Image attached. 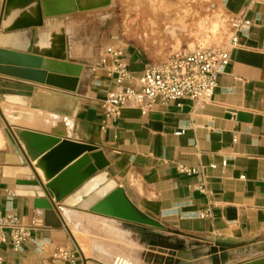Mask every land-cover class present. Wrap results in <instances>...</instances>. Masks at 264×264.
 I'll return each instance as SVG.
<instances>
[{"label":"crops","instance_id":"1","mask_svg":"<svg viewBox=\"0 0 264 264\" xmlns=\"http://www.w3.org/2000/svg\"><path fill=\"white\" fill-rule=\"evenodd\" d=\"M5 2L0 0V23ZM89 2L75 1L76 10L63 15L66 63L81 67L73 92L3 75L0 83L79 99L69 140L99 148L111 179L139 211L162 228L136 224L137 240L127 230L117 234L111 230L121 244L137 249L142 245L141 254L148 253L142 260L141 254L116 255L105 249L92 248L89 253L80 240V222L85 216L116 219L55 204L62 225L44 226L43 211L34 208V199L44 194L18 186L34 179L35 172L11 131L28 128L9 124L0 108V213L14 209L26 225L42 222L19 251L0 245L1 264H68L52 255L57 249L77 254L69 232L79 236L86 256L102 264H116L119 257L137 264L140 259L146 264H245L264 258V0L211 1V9H220L225 20L246 12L251 27L237 34L238 46L231 51L230 63L209 102L181 98L164 106L157 101L146 115L127 105L105 128L100 103L115 88L114 78L100 64L105 48L121 50L132 84L145 66L178 53L160 40L172 38L163 21H156V29L147 21H136V27L128 23L124 29L122 21L114 22L108 15L107 5H83ZM40 42L46 46L51 40ZM27 47L7 51L39 60V69L45 61H56L33 56ZM187 52L191 51L180 53ZM110 65L107 61L106 67ZM21 66L32 67L27 62ZM178 165H203L210 195L198 193L197 179L180 174ZM207 207L209 216L201 218ZM75 264L90 263L76 257Z\"/></svg>","mask_w":264,"mask_h":264},{"label":"water","instance_id":"2","mask_svg":"<svg viewBox=\"0 0 264 264\" xmlns=\"http://www.w3.org/2000/svg\"><path fill=\"white\" fill-rule=\"evenodd\" d=\"M45 1L6 0L0 23V75L73 92L81 67L66 63L63 15L77 7L75 4L70 10L48 11ZM44 38H49L50 44L41 45L40 40ZM25 44L27 52L33 56L56 61H45L39 69V60L7 51L19 50ZM24 62L31 64V69L21 66ZM0 85L4 87L0 88V108L6 121L28 128L11 131L35 172L34 179L21 181L18 186L44 194L34 199V208L43 211L44 226L58 228L62 225L55 207L61 204L111 219L162 228L160 223L139 211L111 179L104 170L107 163L102 160L99 148L69 140L79 99L22 86ZM4 103L49 114L33 113ZM245 264H264V258Z\"/></svg>","mask_w":264,"mask_h":264},{"label":"built area","instance_id":"3","mask_svg":"<svg viewBox=\"0 0 264 264\" xmlns=\"http://www.w3.org/2000/svg\"><path fill=\"white\" fill-rule=\"evenodd\" d=\"M227 24L229 38L225 45L197 48L191 52L172 55L162 62L149 64L140 72L135 84H132L133 78L121 50L112 46L106 47L100 64L106 69L108 76L114 78L115 88L100 103L102 128L106 127V123L117 120L121 109L127 105H134L142 115H146L157 101L164 106L181 98L200 104L209 102L217 87L219 76L230 63L231 51L238 46L237 34L251 27L246 12L229 18ZM107 61L111 63L108 68ZM205 169L203 165L177 166L180 174L197 179L195 190L198 193L208 196L210 190ZM209 213L210 209L207 207L201 218L208 217ZM40 226L42 222L37 220L28 225L22 223L14 209H7L0 213V245H8L14 251H19L30 239L31 233ZM52 257L68 264L76 262L75 254L63 249L55 250Z\"/></svg>","mask_w":264,"mask_h":264},{"label":"rangeland","instance_id":"4","mask_svg":"<svg viewBox=\"0 0 264 264\" xmlns=\"http://www.w3.org/2000/svg\"><path fill=\"white\" fill-rule=\"evenodd\" d=\"M78 1V0H74ZM212 0H105L107 5V13L112 16L114 22L119 24L123 22V27L126 29L128 23L136 21H147L155 29L157 28L158 20L164 22L165 30H171V39L161 42L169 43L172 53H180L183 50L194 51L197 48L207 47H221L225 45L229 38V28L227 20L222 17L220 9H211ZM77 3V2H76ZM207 7L209 10H207ZM130 26H132L130 24ZM175 31H174V29ZM158 41V40H157ZM104 220L102 218H95L85 216L80 222V240L82 239L86 245L87 251L90 253L92 248L112 250L114 254L131 255L139 257L142 251V245L139 249L131 246H126L116 241L110 234L112 229L116 230L112 233H119L127 230L133 234L137 240L140 232L136 230V224L115 220ZM72 224H69L71 227ZM70 237L74 241L77 254L75 257H80L84 262L90 264H102L92 256L85 255L84 244L79 240V236ZM129 239V237H127ZM140 238V236H139ZM138 238V239H139ZM82 251V252H81ZM145 251V250H144ZM148 256L145 252L141 254L142 260L144 256ZM112 258L115 255H111ZM125 259L119 257L118 264H137L135 262H127ZM140 264L143 263L140 259Z\"/></svg>","mask_w":264,"mask_h":264},{"label":"bare ground","instance_id":"5","mask_svg":"<svg viewBox=\"0 0 264 264\" xmlns=\"http://www.w3.org/2000/svg\"><path fill=\"white\" fill-rule=\"evenodd\" d=\"M46 7L48 11H60V10H70L73 8V0H46ZM105 3V0H90L89 3H84L83 5L87 4H101ZM2 85H6V87H14V85L9 83H0ZM63 210V209H62Z\"/></svg>","mask_w":264,"mask_h":264}]
</instances>
